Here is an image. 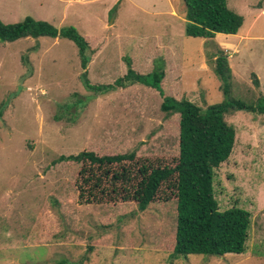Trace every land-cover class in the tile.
<instances>
[{
  "label": "rangeland",
  "instance_id": "obj_1",
  "mask_svg": "<svg viewBox=\"0 0 264 264\" xmlns=\"http://www.w3.org/2000/svg\"><path fill=\"white\" fill-rule=\"evenodd\" d=\"M225 2L243 17L235 38L186 36L182 0H0V22L30 16L58 30L75 28L94 51L86 68L92 85H112L126 74L127 60L147 74L161 59L164 93L202 109L225 99L211 66L225 41L232 46L229 97L257 106L264 95V0ZM82 72L77 46L67 39L0 42V264H264V115L224 116L235 129L234 147L213 171L219 211L250 213L244 253L172 259L176 199L166 185L136 215L133 202L80 205V165L53 161L82 151H134L173 167L179 115L166 116L159 94L140 84L95 95Z\"/></svg>",
  "mask_w": 264,
  "mask_h": 264
},
{
  "label": "trees",
  "instance_id": "obj_2",
  "mask_svg": "<svg viewBox=\"0 0 264 264\" xmlns=\"http://www.w3.org/2000/svg\"><path fill=\"white\" fill-rule=\"evenodd\" d=\"M185 35L192 38L213 39L216 34L236 35L243 17L232 12L225 0H182ZM116 6L112 10H115ZM47 37L67 39L78 49L81 79L84 87L95 95L118 88L140 84L154 89L162 101L166 116L179 115V154L173 167L155 165L136 157L134 151L97 156L82 151L76 155L59 156L54 164L74 162L80 165L75 180L77 202L80 205L133 202L132 215L145 211L159 198L166 185L176 199L175 244L170 257L189 255L223 257L244 253L248 240L251 216L242 208L232 207L220 212L213 193V171L229 158L235 141V129L224 116L233 111L264 115V95L257 106H249L229 97L232 72L228 55L220 48L212 55V68L222 82L225 99L205 109L187 99L179 100L164 93L165 68L163 60L155 62L147 74L136 73L127 60L123 77L110 85H92L87 78V65L94 51L75 28L58 30L47 21L27 16L13 24L0 22V42ZM259 86L257 79L253 80ZM3 105H0V116ZM169 199L166 197L165 201ZM61 261L58 264H81Z\"/></svg>",
  "mask_w": 264,
  "mask_h": 264
},
{
  "label": "crops",
  "instance_id": "obj_3",
  "mask_svg": "<svg viewBox=\"0 0 264 264\" xmlns=\"http://www.w3.org/2000/svg\"><path fill=\"white\" fill-rule=\"evenodd\" d=\"M237 35V34H236ZM226 38H224V39H228V38H235L236 36L235 35H231L230 37L229 36H225ZM239 37V36H238ZM215 38V37H214ZM213 38V39H214ZM241 37H239V39H240ZM56 39H58V38H56ZM220 46L219 47H221L220 49H222V50H224L225 52L226 51H229V49L232 47L231 46V44H229V43H227V42H225V41H222V42H220V44H219ZM91 48V47H90ZM228 48V49H227ZM227 54V53H226Z\"/></svg>",
  "mask_w": 264,
  "mask_h": 264
}]
</instances>
